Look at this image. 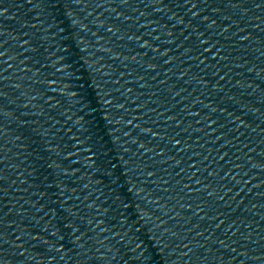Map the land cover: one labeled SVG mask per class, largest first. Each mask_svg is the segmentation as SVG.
<instances>
[{
  "label": "water",
  "instance_id": "1",
  "mask_svg": "<svg viewBox=\"0 0 264 264\" xmlns=\"http://www.w3.org/2000/svg\"><path fill=\"white\" fill-rule=\"evenodd\" d=\"M95 3L0 0V264H192L171 200L228 244L264 189V10Z\"/></svg>",
  "mask_w": 264,
  "mask_h": 264
},
{
  "label": "snow or ice",
  "instance_id": "2",
  "mask_svg": "<svg viewBox=\"0 0 264 264\" xmlns=\"http://www.w3.org/2000/svg\"><path fill=\"white\" fill-rule=\"evenodd\" d=\"M53 4L58 3L59 0H50ZM93 3L94 0H92ZM108 0H102V3H95L96 7H102L103 3H107ZM190 0H185V3H189ZM229 4L231 5L233 10H240L241 4L245 3H251L255 8H259L261 10H264V0H228ZM121 5H125L127 7H131V4L129 3V0H120ZM119 6V5H118ZM251 11V9H249ZM120 15V13H118ZM193 16L196 15V13H192ZM240 15V11L237 12V16ZM124 19H129V17L125 14ZM228 19H232L229 17ZM231 27V25H229ZM108 32H112L111 28H107ZM228 29L223 28L222 31L226 32ZM226 58V57H225ZM134 59V58H133ZM163 83V81H161ZM3 94H0L2 96ZM4 103L2 100H0V115H4L3 113V107ZM180 120H176V123H179ZM176 143H179V141H176ZM211 176V173H209ZM2 179V177H0ZM164 183L168 184L169 188L172 187L171 183L169 181H164ZM197 184H200L201 182L199 180L196 181ZM184 189H188L190 192L193 193V189H191L188 185H185L180 191L184 192ZM201 189H195V192L199 193ZM207 191V189H205ZM230 191V190H229ZM167 192V190H165ZM218 196L219 193H213L211 191H207L208 197ZM261 195H264V193H261ZM196 201L194 203H184L181 204L179 201L181 199H172L171 201H176V203H173L175 207H173L172 211L179 206L181 209L187 207L189 209H193L191 215H188L185 219L186 224L192 225L187 229V231H181L176 225H173L176 228L175 232H172L171 229H167L173 236H176L177 239L180 241V245H183L184 248L188 249V252H184L181 256V259L183 260L184 257H188L187 260H190L192 264H224L222 259L219 257V255L213 256V252L220 253V248L216 247L214 248L213 245L219 244L222 247H231V243L226 244V240H231V237L225 235L224 239H221L220 236L215 235L214 231H211L208 227H204V221L205 219H208L210 221H216L217 217L224 216V213L220 212L219 208L215 207V201H208L204 200L203 197L197 195ZM219 199H223V197H219ZM170 201V202H171ZM203 205V207L201 206ZM176 216H180L184 218V215H181V212H176ZM225 220H227V217L225 216L224 219H221L219 223L215 224V228H220L222 224L225 223ZM244 220H240L239 222H243ZM237 223V220H231L228 222L227 227L231 229L235 224ZM250 228L251 225H248ZM196 229H200L199 231H196ZM237 232H239V229H236ZM195 232V237L190 238V234ZM205 233H208L203 243H201L196 237L204 236ZM235 235V233H233ZM244 239L251 240L252 237L247 232L242 234ZM259 235V233H257ZM184 241H187V243H184ZM211 241V244L209 243ZM4 242L3 240V233L0 232V245ZM232 243L239 244L238 240H233ZM258 244L259 241H256ZM191 245V247H189ZM205 245H208V247L205 250L204 254H201L200 249L203 248ZM244 248H247V244L245 243ZM2 250V249H0ZM234 250V249H233ZM259 255H256L253 257V259L260 261L264 260V250H260L258 248ZM189 252L192 254L189 256ZM242 255L247 256L248 252L244 251ZM231 259L227 262V264H233V262L236 261V257L232 256ZM243 260L239 261V264H243Z\"/></svg>",
  "mask_w": 264,
  "mask_h": 264
}]
</instances>
